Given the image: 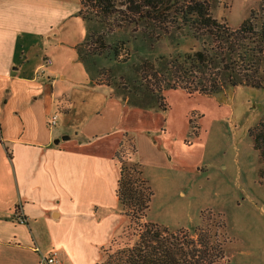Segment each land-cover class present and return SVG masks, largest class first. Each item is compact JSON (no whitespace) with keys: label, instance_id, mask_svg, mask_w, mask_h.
I'll return each instance as SVG.
<instances>
[{"label":"crops","instance_id":"0c3cea01","mask_svg":"<svg viewBox=\"0 0 264 264\" xmlns=\"http://www.w3.org/2000/svg\"><path fill=\"white\" fill-rule=\"evenodd\" d=\"M83 1L0 0V264H41L53 249L63 264L98 263L129 223L116 196L125 135L143 168L163 174L173 162L142 109L91 82L77 50L86 37L74 39ZM37 44L46 67L26 57ZM18 208L28 224L16 221Z\"/></svg>","mask_w":264,"mask_h":264},{"label":"rangeland","instance_id":"374dc122","mask_svg":"<svg viewBox=\"0 0 264 264\" xmlns=\"http://www.w3.org/2000/svg\"><path fill=\"white\" fill-rule=\"evenodd\" d=\"M167 1V5L151 9V16L139 22L125 6H117L105 19L94 9V0L83 1L82 16L92 24L90 37L83 43L88 24L79 22L74 39L83 38L81 49L96 54L97 77L91 82L117 84L126 75L145 86L139 75L131 74V64L137 68L151 62L164 68L158 62L208 46L211 39L184 21L185 0ZM197 1L209 2L213 17L234 29L249 17H255L257 26L264 19V0ZM121 40L127 41L132 55L120 69L106 57L114 43ZM46 54L38 44L26 50V57L32 62L41 59L44 66L50 59L42 58ZM51 57L55 60L54 55ZM258 77L264 80V58ZM155 88L161 107L138 109L144 113L141 117L156 127L153 136L167 139L166 148L171 150L173 162L163 174L150 171L148 166L143 168L154 191L148 219L173 234L182 232L183 241L193 240L199 249H204L202 241L214 244L215 253L207 256L206 262L212 259L213 264H264V161L260 162L250 135L264 122V89L240 86L217 95H190L179 87L165 91ZM160 125L169 129L164 132ZM130 139L135 142L127 136L128 147L134 144ZM44 222L43 217L38 220L41 227ZM53 247L45 246L44 251ZM106 249L107 246L102 249V257Z\"/></svg>","mask_w":264,"mask_h":264},{"label":"trees","instance_id":"16d2710c","mask_svg":"<svg viewBox=\"0 0 264 264\" xmlns=\"http://www.w3.org/2000/svg\"><path fill=\"white\" fill-rule=\"evenodd\" d=\"M94 1L93 7L101 17L109 19L120 5L125 6L136 22L149 18L151 9L156 10L159 5L165 6L169 3L167 0ZM121 13L125 12L119 11ZM182 13L189 27H194L211 39L208 46L193 53L166 58L164 63L158 62L164 68L151 62H144L137 68L136 64H131V74L139 75L146 83L145 86L137 78H128L126 75L119 83L110 82L108 86L117 94L123 95L124 99H128L129 105L143 109L161 107L154 94L155 87L159 91L179 87L190 95H217L240 86L264 89V80L258 77L260 63L264 58V19L257 26L255 17L252 16L234 29L213 17L209 2L197 0H185ZM83 19L88 24L87 36L83 42L85 43L90 37L92 24L88 18ZM96 42H101V39ZM83 43L77 49L79 59L91 81H94L99 63L96 54L81 49ZM109 52L111 54L106 59L116 68L130 62L132 52L126 40L115 42ZM250 135L262 163L264 122L252 129ZM126 137L125 135L115 155L120 172L116 196L120 212L129 219V223L112 238L100 264H213L212 259L206 262V258L214 255V244L210 246L202 241L200 244L204 245V249H199L197 242L183 241L182 232L173 234L169 229L149 221L147 213L154 191L144 178L142 164L137 160L135 142L130 139L134 146L128 147ZM1 138L0 126V143Z\"/></svg>","mask_w":264,"mask_h":264},{"label":"built area","instance_id":"2783aa9c","mask_svg":"<svg viewBox=\"0 0 264 264\" xmlns=\"http://www.w3.org/2000/svg\"><path fill=\"white\" fill-rule=\"evenodd\" d=\"M46 65L51 64V60L47 59ZM194 120V118H192ZM58 121V116L54 115L51 118L50 124L55 126ZM16 221L20 224H28L27 219L22 214L21 208L16 212ZM61 253L58 249H53L50 253L42 255L41 264H63Z\"/></svg>","mask_w":264,"mask_h":264},{"label":"water","instance_id":"95a60500","mask_svg":"<svg viewBox=\"0 0 264 264\" xmlns=\"http://www.w3.org/2000/svg\"><path fill=\"white\" fill-rule=\"evenodd\" d=\"M62 139H63V140H66V139H68V136H64ZM59 142H60V139H57V140L55 141L56 144H59Z\"/></svg>","mask_w":264,"mask_h":264}]
</instances>
